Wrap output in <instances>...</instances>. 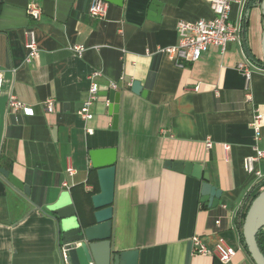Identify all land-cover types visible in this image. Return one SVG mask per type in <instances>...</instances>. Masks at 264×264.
I'll return each mask as SVG.
<instances>
[{
	"label": "crops",
	"instance_id": "0c3cea01",
	"mask_svg": "<svg viewBox=\"0 0 264 264\" xmlns=\"http://www.w3.org/2000/svg\"><path fill=\"white\" fill-rule=\"evenodd\" d=\"M155 1L160 21L151 15ZM91 3L0 0V167L32 189L27 197L0 176V264H64L49 208L67 192L78 209L93 214L91 197L101 187L89 152L103 148L118 149L116 250H139V264H221L193 253L192 238L199 236L208 247L225 241L235 248L231 264H256L238 216L252 192L264 191V179L244 167L254 153L256 109L264 134V67L257 63L263 59L262 1L232 0L238 41L225 51L212 47L183 68L161 49L177 44L178 22L214 18L204 0H125L123 7L110 4L104 19L90 16ZM30 5L42 10L40 21L28 15ZM30 29L39 56L26 63ZM74 46L85 50L79 55ZM247 61L253 64L249 81L238 69ZM135 81L146 97L132 91ZM93 83L100 86L94 117L84 121L78 111ZM111 89L121 93L116 128L109 96L99 95ZM11 94L32 114L10 112ZM49 99L55 101L51 113ZM177 161L204 167L223 192L217 208L201 203L203 181L177 172ZM256 168L264 174V161Z\"/></svg>",
	"mask_w": 264,
	"mask_h": 264
},
{
	"label": "water",
	"instance_id": "95a60500",
	"mask_svg": "<svg viewBox=\"0 0 264 264\" xmlns=\"http://www.w3.org/2000/svg\"><path fill=\"white\" fill-rule=\"evenodd\" d=\"M109 4L123 7L125 0H104ZM161 4L153 2L150 10L156 21H160ZM263 15V67H264V0ZM156 15V16H155ZM132 91L146 97L147 91L135 81ZM100 96H109L110 114L114 128L118 126L121 93L116 89L105 91ZM92 167L97 170L101 191L91 197L93 214L90 209H78L69 193L60 195L49 210L57 221L61 249L64 248L67 260L64 264H139V250L118 251L113 246V203L115 199L117 148L94 149L89 152ZM174 169L187 176L203 181L201 203L215 209L219 206L223 192L211 183L210 175L200 164L177 161ZM0 176L25 196H31V187L16 178L10 170L0 167ZM264 227V191L252 202L243 225V236L248 251L256 264H264V254L258 244V234Z\"/></svg>",
	"mask_w": 264,
	"mask_h": 264
},
{
	"label": "built area",
	"instance_id": "2783aa9c",
	"mask_svg": "<svg viewBox=\"0 0 264 264\" xmlns=\"http://www.w3.org/2000/svg\"><path fill=\"white\" fill-rule=\"evenodd\" d=\"M214 13L212 19H198L196 21L178 22L177 34L178 42L175 46L161 49L163 54H166L169 59L174 61L177 66L183 68L186 63H194L200 60L202 55L212 47H218L225 51L230 43L237 42L240 36L241 28L237 27L231 22L230 11L232 8V0H204ZM110 4L104 0H92L89 8V14L96 19H104L108 14ZM28 15L36 21H40L43 17L42 10L36 5H30L27 9ZM27 55L25 58L26 63H31L39 56V46L36 40V33L34 30H29L27 33V41L25 44ZM77 54L81 55L85 48L83 46H74L72 48ZM253 64L250 61L241 63L238 69L243 72L246 79L249 81L252 75ZM100 73H96L98 77ZM4 77L3 70L0 67V89L3 88ZM114 88H117L115 85ZM100 91V86L97 83L92 84L91 96L83 104L82 108L78 111V115L84 121L93 119L94 114L92 107L97 95ZM247 100L252 99L250 88H247ZM55 101L53 99L45 102L46 110L51 113L54 111ZM8 110L10 112H22L24 114H32L30 106L18 99L15 94H11L8 101ZM252 129L255 133V145L253 147V155L246 158L244 162L245 170L254 174L257 180L264 179V174L256 165L264 161V134H262V115L256 109L251 123ZM207 147L211 148L212 143L209 141ZM229 147L226 146V149ZM70 176L75 174L74 168L67 170ZM68 186L66 182L63 184ZM217 225L220 221L216 222ZM264 236V227L260 231ZM193 253L201 256H213L219 260L221 264H231L233 258L237 254V250L225 241L218 242L214 247H208L199 236L192 238ZM62 260L65 263L67 260L66 251L61 249Z\"/></svg>",
	"mask_w": 264,
	"mask_h": 264
},
{
	"label": "trees",
	"instance_id": "16d2710c",
	"mask_svg": "<svg viewBox=\"0 0 264 264\" xmlns=\"http://www.w3.org/2000/svg\"><path fill=\"white\" fill-rule=\"evenodd\" d=\"M262 1V0H260ZM245 28V27H244ZM257 63L262 66L263 65V62L262 61H258L257 60ZM263 67V66H262ZM262 188H264V183L262 184L261 186ZM261 192H252L251 195L249 196V199L247 200L244 208H243V211L241 212V214L238 216L239 218V221H240V225L241 227L243 228V225H244V221H245V218H246V215H247V212L252 204V202L254 201V199L260 194ZM245 240V239H244ZM257 240H258V244H259V247L262 251V253L264 254V236L262 235L261 232H259L258 234V237H257Z\"/></svg>",
	"mask_w": 264,
	"mask_h": 264
}]
</instances>
